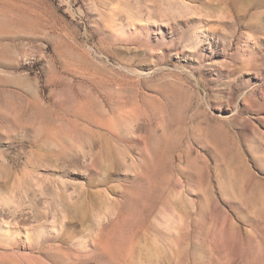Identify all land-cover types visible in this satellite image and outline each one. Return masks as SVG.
Listing matches in <instances>:
<instances>
[{
	"label": "rangeland",
	"instance_id": "obj_1",
	"mask_svg": "<svg viewBox=\"0 0 264 264\" xmlns=\"http://www.w3.org/2000/svg\"><path fill=\"white\" fill-rule=\"evenodd\" d=\"M0 264H264V0H0Z\"/></svg>",
	"mask_w": 264,
	"mask_h": 264
}]
</instances>
